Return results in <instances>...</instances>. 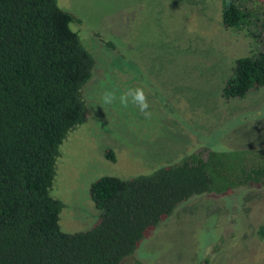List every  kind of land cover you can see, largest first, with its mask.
<instances>
[{
    "label": "rangeland",
    "instance_id": "obj_1",
    "mask_svg": "<svg viewBox=\"0 0 264 264\" xmlns=\"http://www.w3.org/2000/svg\"><path fill=\"white\" fill-rule=\"evenodd\" d=\"M96 66L84 89L89 117L61 147L52 196L66 233L92 227L90 186L103 176L147 175L203 148H264V87L225 100L235 62L254 53L247 31L227 29L221 0H58ZM264 8V0H251ZM264 51V44L258 45ZM103 85V86H102ZM143 87L150 118L131 102L103 104ZM111 150L115 161L105 154ZM264 185L205 194L149 232L126 264H264Z\"/></svg>",
    "mask_w": 264,
    "mask_h": 264
},
{
    "label": "trees",
    "instance_id": "obj_2",
    "mask_svg": "<svg viewBox=\"0 0 264 264\" xmlns=\"http://www.w3.org/2000/svg\"><path fill=\"white\" fill-rule=\"evenodd\" d=\"M250 1L221 0L223 25L247 31L255 47L235 62L225 100L264 87V8ZM79 22L58 0H0V264H126L191 198L264 185V149L203 148L147 175L97 179L90 197L98 220L64 232V204L52 196L57 161L88 120L84 89L96 66L71 28ZM105 156L115 161L111 150ZM258 235L264 240V225Z\"/></svg>",
    "mask_w": 264,
    "mask_h": 264
},
{
    "label": "clouds",
    "instance_id": "obj_3",
    "mask_svg": "<svg viewBox=\"0 0 264 264\" xmlns=\"http://www.w3.org/2000/svg\"><path fill=\"white\" fill-rule=\"evenodd\" d=\"M101 101L106 105L119 103L120 106L124 108H127L131 102L138 107L139 111L145 116V118L151 117V112L148 111L150 105L143 87L129 88L126 91L119 93V95H117V90L106 88L102 93Z\"/></svg>",
    "mask_w": 264,
    "mask_h": 264
},
{
    "label": "flooded vegetation",
    "instance_id": "obj_4",
    "mask_svg": "<svg viewBox=\"0 0 264 264\" xmlns=\"http://www.w3.org/2000/svg\"><path fill=\"white\" fill-rule=\"evenodd\" d=\"M233 100V99H232ZM262 149H264V148H262ZM236 150V149H235ZM243 150H258V149H253V148H249V149H243ZM251 187H253V185L252 186H250V187H243V188H251ZM238 189H241V188H238ZM234 190H237V189H234ZM233 190H231V191H229L228 193H230V192H232ZM227 193V194H228ZM226 195V194H225ZM221 196H223V195H221Z\"/></svg>",
    "mask_w": 264,
    "mask_h": 264
},
{
    "label": "water",
    "instance_id": "obj_5",
    "mask_svg": "<svg viewBox=\"0 0 264 264\" xmlns=\"http://www.w3.org/2000/svg\"><path fill=\"white\" fill-rule=\"evenodd\" d=\"M219 151H225V150H219Z\"/></svg>",
    "mask_w": 264,
    "mask_h": 264
}]
</instances>
